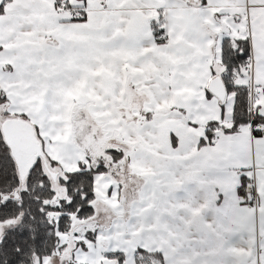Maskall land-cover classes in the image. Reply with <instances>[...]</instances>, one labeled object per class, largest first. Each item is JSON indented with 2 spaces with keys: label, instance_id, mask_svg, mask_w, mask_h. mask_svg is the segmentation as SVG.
<instances>
[{
  "label": "snow or ice",
  "instance_id": "1",
  "mask_svg": "<svg viewBox=\"0 0 264 264\" xmlns=\"http://www.w3.org/2000/svg\"><path fill=\"white\" fill-rule=\"evenodd\" d=\"M0 264H264V0H0Z\"/></svg>",
  "mask_w": 264,
  "mask_h": 264
},
{
  "label": "crops",
  "instance_id": "2",
  "mask_svg": "<svg viewBox=\"0 0 264 264\" xmlns=\"http://www.w3.org/2000/svg\"><path fill=\"white\" fill-rule=\"evenodd\" d=\"M82 70L92 76H99L102 75L103 71H108V75L105 76L106 79H111L113 76V73L111 71H109L108 69H105L103 67H101L100 69H98L97 71L93 72L90 69H88L86 66H81ZM88 87V83L87 80L82 79L79 80L75 83V86L67 89L64 92L65 98L68 101L67 105H66V112L68 113V119H70L71 117V108L73 106L77 105V102H80V104H78V106L80 108H87L88 105H86L85 101H91V102H96L99 99L97 98L98 96L95 95V93L89 89L87 92L85 91V89ZM35 99V97H33ZM72 101H75L76 103L73 104Z\"/></svg>",
  "mask_w": 264,
  "mask_h": 264
},
{
  "label": "rangeland",
  "instance_id": "3",
  "mask_svg": "<svg viewBox=\"0 0 264 264\" xmlns=\"http://www.w3.org/2000/svg\"><path fill=\"white\" fill-rule=\"evenodd\" d=\"M108 71L106 70V71H103V75L104 76H106V75H108ZM98 99H100L99 97H97ZM78 104H80V102H77V105L76 106H73L72 108H71V115L74 113V111H76V110H78V109H81L79 106H78ZM84 111H88V107L87 108H84ZM70 119H71V117H70Z\"/></svg>",
  "mask_w": 264,
  "mask_h": 264
}]
</instances>
